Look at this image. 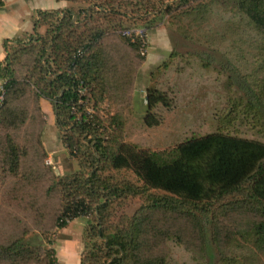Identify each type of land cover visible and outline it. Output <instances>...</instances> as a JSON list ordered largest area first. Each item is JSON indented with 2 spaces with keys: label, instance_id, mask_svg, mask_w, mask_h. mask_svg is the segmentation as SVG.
Instances as JSON below:
<instances>
[{
  "label": "trees",
  "instance_id": "16d2710c",
  "mask_svg": "<svg viewBox=\"0 0 264 264\" xmlns=\"http://www.w3.org/2000/svg\"><path fill=\"white\" fill-rule=\"evenodd\" d=\"M62 1L81 2L84 6L77 13L69 8L36 10L31 33L26 39L18 37L2 42L5 56L0 62L3 88L0 128L12 129L16 103L21 100L26 86L37 103L45 99L51 104L63 148L80 166L89 165L87 172L60 177L61 200L64 201L50 222V228L60 229L74 218L87 217L84 238L93 249L79 254L80 264H96L99 259H106L108 264H165L166 252L162 246L171 241L179 243L176 238L183 230L176 220L184 217L198 227L199 237L193 238L199 240L200 252L207 257L204 264H212L213 246L218 242L216 233L230 238L225 230H217L220 224L217 217L232 211L255 217L245 237L252 236L254 246L264 253V0H204L199 3L176 0L170 4H163L165 0ZM186 4H190L186 9L176 10L177 5ZM174 11L172 18L178 23L176 27L188 18L201 28L202 19L208 25L213 16H220L228 28L229 49L244 43L253 45L256 58L252 68L240 69L236 63L238 57L227 49L226 56L223 52V62L219 61V67H215L213 55L196 53L199 67L212 64L213 73L220 76L224 107L218 115L217 130L191 135L161 150L140 149L122 140L120 121L109 122L111 129L107 132L97 116L85 117L83 105L77 103L76 86L82 82L85 102L97 97V89L98 94L101 93L105 71L102 39L105 36L125 26L126 22L152 29L160 15ZM201 36L208 38L213 34ZM124 39L135 52L138 50L136 43ZM172 55L174 53L170 52L169 57ZM176 56L187 61L182 54ZM18 65L24 67L22 78L16 76ZM170 107L171 98L164 91L147 89L144 126H157L160 123L158 109ZM74 113H78L77 119ZM39 126L30 137L34 140L26 144L18 143L9 131L2 132L0 154L9 175H19L27 181L35 178L32 171L40 173L42 164L36 169V157L39 160L45 151ZM100 128L107 132L106 138L101 135ZM29 150L32 152L28 153ZM82 158L85 159L81 165ZM50 163L44 159L47 169H53ZM119 169L129 170L140 184L108 182L98 176L101 171ZM13 187L16 192H25L21 182L13 183ZM122 195L142 197L143 204L130 217L120 215L115 223L108 222L110 201ZM9 196L11 198L0 196V208L1 203L12 201L14 211L21 212L40 228L45 215L37 196L26 194L25 201ZM214 205L217 208L221 205V210ZM2 215L0 221L9 228L22 220L14 213L11 218L5 211ZM154 216L167 217L170 223L159 228L153 221ZM208 225L211 228L209 236L205 231ZM26 231L21 230L13 237L6 234V238L0 240V264H56L55 250L27 244ZM0 232L3 231L0 229ZM98 240L100 245L96 247Z\"/></svg>",
  "mask_w": 264,
  "mask_h": 264
},
{
  "label": "rangeland",
  "instance_id": "374dc122",
  "mask_svg": "<svg viewBox=\"0 0 264 264\" xmlns=\"http://www.w3.org/2000/svg\"><path fill=\"white\" fill-rule=\"evenodd\" d=\"M175 1L165 0L163 4H170ZM202 1L204 0H195L194 2ZM67 3L68 8L75 13L84 6V3L81 2ZM190 4L177 5L176 10L186 9ZM156 5L163 10L161 5L158 3ZM213 6L209 7L205 16H208ZM175 12L160 15L152 29L136 25L139 23L128 24L129 22H126L125 26L105 36L102 39L105 54L104 81L103 85L100 86L102 91L98 94L97 89V97L86 99V102L83 103V112L87 109L89 114L97 116L103 122L107 132L111 129V125H108L109 122L120 121L122 123V140L140 149L161 150L172 147L191 135H202L217 130V119L220 115V109L224 107L222 104L224 98H222L223 93L219 86L220 76L215 71L213 73L212 64L219 67L217 63L223 62V52L227 49L232 50L231 54L234 57H238L236 63L240 69L252 68L256 58L253 56L256 54L252 49L253 45L249 46L244 43L235 46L234 49H229L228 28L220 16H213L208 25L202 19L201 28L196 27L188 18H184L176 27L178 23H175L172 18V14ZM132 27L145 29L147 49L144 56H141L137 51L135 52L120 33L122 29ZM30 28L29 26L28 29ZM39 31L42 32L43 28H40ZM195 32H200V34L195 35ZM209 32L213 34V37L201 36ZM30 33L31 31L24 33L20 38L26 39ZM240 49L244 50L239 51ZM215 50L219 53L212 52ZM151 52L154 56L153 60L144 62L146 56ZM170 52L174 53L172 57H169ZM200 52L213 55L216 61L206 67H199L197 62L200 59L195 54ZM224 53L225 56L228 54ZM178 54L184 55L187 61L177 59L176 55ZM15 70L16 76L22 78L24 67L18 65ZM152 88H160L164 91L171 98V107L169 109L159 108L157 114L160 123L155 127L148 128L144 126L142 118L145 112L146 90ZM23 90L25 93L21 100L16 103L17 110H14L12 129L8 130L7 127L2 126L0 136L3 131H9L8 133L18 143L26 144L34 140L30 137H33L34 133L37 132V126L40 124V141L43 140L44 147L51 154L50 164H52L53 169H47L48 166L44 164L47 153L43 147L44 156H39V160L36 157V169L42 164V166L40 165V173L32 171L35 178L26 181L20 179L19 175L11 176L8 174L9 169L3 161L2 154H0V196L11 198L9 196L11 195L17 200L25 201L28 197L26 194L36 195L45 215L41 227L37 228V225L29 221V218L24 214L13 210L14 202L1 203L3 206L0 208V218H3L2 213L5 211L8 214L7 217L11 218L14 213L22 220L13 228H9L5 222L0 221V229L3 231L0 232V240L6 238V234L8 237H13L18 236L21 230H27L24 235L27 244L53 248V242L56 238H59V244H62L63 238L68 235L71 236L68 240L72 243L81 240L80 253L87 254L89 249H93L84 238L87 217L80 216L70 220V223L67 222L69 224H66L67 228L62 231V234L59 233L61 228H50V222L64 201L61 200L60 177L64 178L65 176L67 178L66 176L75 172H87L89 165L83 166L85 158H82L80 160L82 166H80L78 160L70 156L63 148L59 141L57 128L55 130L51 104L48 103L47 107H43L40 101L39 104L37 103L29 88L25 86ZM36 107L38 111H36ZM100 132L106 138L107 132H103L101 128ZM30 152L32 150L28 151V153ZM27 163L28 159L24 164L27 165ZM98 176L108 182L121 181L130 182L134 185L140 184L134 175L125 169L101 171ZM17 182L25 185V192L15 191L13 183ZM151 192L162 194L158 190H151ZM21 196L22 199H20ZM142 204L143 198L139 196L122 195L117 199L113 198L110 201L109 212L111 216L108 222L115 223L120 215L130 217ZM214 208H217V205H214ZM253 218L246 216L245 213L232 211L217 217L220 223L217 225V230H225V234L229 235L230 238L227 239L224 233H216L217 237L215 238L218 242L217 245L213 246L214 263L212 261V264H264V253L254 246L253 237L251 236L249 239L245 237V232L253 222ZM153 221L159 228L166 227L170 223V219L164 216H154ZM176 223H179L183 232H179L178 238H176L179 243L171 241L170 244L162 246L163 251L166 252V255L163 256L165 264L206 263L207 257L200 252L199 240L195 239L200 234L198 227H194L190 220L184 217L181 220H176ZM46 228L48 231L45 230ZM210 229V225H208V229H205L208 236ZM99 245L100 241L98 240L96 247ZM96 264H108V261L99 259Z\"/></svg>",
  "mask_w": 264,
  "mask_h": 264
},
{
  "label": "crops",
  "instance_id": "0c3cea01",
  "mask_svg": "<svg viewBox=\"0 0 264 264\" xmlns=\"http://www.w3.org/2000/svg\"><path fill=\"white\" fill-rule=\"evenodd\" d=\"M65 9L68 8V3L62 0H1L0 5V62L4 59L5 51L2 46L4 40H12L22 36L24 33L31 31V21L34 12L38 9L40 10H51V9ZM23 26V27H22ZM25 26V27H24ZM154 56L152 52L149 53L144 62L152 61ZM2 81L0 80V85ZM48 101L45 99H40V104L43 107L48 106ZM54 122V116H53ZM56 130V126H55ZM60 141V140H59ZM61 143V142H60ZM42 145L44 147V142L42 140ZM47 157L46 161L50 162L52 160L51 154L47 152L44 147ZM49 158V160H47ZM72 221V220H71ZM70 221V222H71ZM69 222V223H70ZM68 223V224H69ZM67 224V225H68ZM66 225V226H67ZM63 227L60 229V234L67 228ZM63 243H60V239L56 238L53 242V249L55 250L56 264H80L79 254L81 240L77 243H72L68 238L71 236L65 235Z\"/></svg>",
  "mask_w": 264,
  "mask_h": 264
},
{
  "label": "built area",
  "instance_id": "2783aa9c",
  "mask_svg": "<svg viewBox=\"0 0 264 264\" xmlns=\"http://www.w3.org/2000/svg\"><path fill=\"white\" fill-rule=\"evenodd\" d=\"M120 33L124 38L128 39L129 42L136 43L138 45L137 51L141 56H144L146 54L147 41H146V33L144 28H140V27L124 28L120 31ZM76 92L78 96L77 103L83 105L85 101L82 98V96L84 95L85 88L81 81L77 83ZM2 99H3V88L0 85V104L2 102ZM83 113L85 117H89L91 115L89 114V111L87 109H85ZM74 118L75 119L78 118V113H74ZM46 163H50V162L46 161Z\"/></svg>",
  "mask_w": 264,
  "mask_h": 264
}]
</instances>
